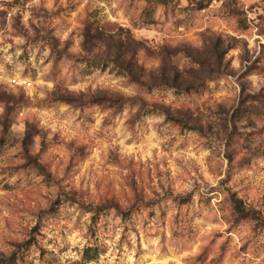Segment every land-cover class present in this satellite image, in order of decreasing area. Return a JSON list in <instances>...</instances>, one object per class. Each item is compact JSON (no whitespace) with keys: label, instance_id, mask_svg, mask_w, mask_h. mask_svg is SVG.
<instances>
[{"label":"rangeland","instance_id":"obj_1","mask_svg":"<svg viewBox=\"0 0 264 264\" xmlns=\"http://www.w3.org/2000/svg\"><path fill=\"white\" fill-rule=\"evenodd\" d=\"M0 264H264V0H0Z\"/></svg>","mask_w":264,"mask_h":264},{"label":"trees","instance_id":"obj_2","mask_svg":"<svg viewBox=\"0 0 264 264\" xmlns=\"http://www.w3.org/2000/svg\"><path fill=\"white\" fill-rule=\"evenodd\" d=\"M166 1L167 0H160L161 3H165ZM232 206L234 208V211H236L240 217L247 213L246 209L244 208V205L239 200L232 199Z\"/></svg>","mask_w":264,"mask_h":264},{"label":"built area","instance_id":"obj_3","mask_svg":"<svg viewBox=\"0 0 264 264\" xmlns=\"http://www.w3.org/2000/svg\"><path fill=\"white\" fill-rule=\"evenodd\" d=\"M19 83H20L19 85H22L24 87H30L31 86V84L29 82H27L26 80L20 81Z\"/></svg>","mask_w":264,"mask_h":264}]
</instances>
